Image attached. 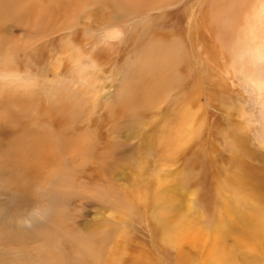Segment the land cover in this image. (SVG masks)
I'll list each match as a JSON object with an SVG mask.
<instances>
[{"label": "rangeland", "instance_id": "374dc122", "mask_svg": "<svg viewBox=\"0 0 264 264\" xmlns=\"http://www.w3.org/2000/svg\"><path fill=\"white\" fill-rule=\"evenodd\" d=\"M126 1L134 13L106 27L95 1L0 0V203L10 199L14 216L30 191L15 179L34 165L55 168L47 160L58 129L68 196L54 240L28 242L17 227L0 225V264H77L78 234L103 240L98 264L116 247L115 264H264L258 237L214 233L218 208L264 196V52L254 38L241 49L218 33L246 25L240 1ZM248 17L264 45V22ZM61 22L73 30L63 32ZM170 38L184 45L177 65L156 48ZM73 98L81 115L65 130L58 125ZM184 105L185 114L176 113ZM85 131L93 156L71 159ZM219 185L228 189L220 198ZM93 187L102 202L91 199Z\"/></svg>", "mask_w": 264, "mask_h": 264}, {"label": "bare ground", "instance_id": "6f19581e", "mask_svg": "<svg viewBox=\"0 0 264 264\" xmlns=\"http://www.w3.org/2000/svg\"><path fill=\"white\" fill-rule=\"evenodd\" d=\"M82 1H83V3L81 5H84V4H87L88 2H93V1L97 2L100 5V7L102 9V11H101L102 16H103L100 19V21L102 22L103 26L106 25V27H109L110 24L113 23V21L120 20L123 16H129L132 13H134L131 10V7L127 6L128 2L126 0H115L116 2L115 1L113 2V0H82ZM159 1H160V3L153 5V7L154 6L160 7L162 0H159ZM227 1L229 2V4H233L234 2H236L238 0H233V2L231 0H227ZM239 1H240L239 3L236 2V8L243 7V10L241 12V16H244V18H241L240 22H242V19H246L245 20L246 25L244 24V26H242L240 31H239V29H240L241 25L237 26L236 28H232L231 26L223 27L221 25V26H219L220 32H218V33L220 35L225 34L231 38L233 37L235 40V44L233 47L234 48L240 47L241 49H243L242 47L245 45H248V47H250V45L252 44L253 38H254L255 40H257V44H258L257 48H255V50L257 52L260 50L262 52H264V45L259 40L260 37L256 35V31L252 30L253 25H251V23H250L251 19H250V17H248V16H255V17L257 16L256 17L257 19H254V23L257 21L256 24H260V25L263 24L264 17H262V16H264V0H239ZM216 6L217 5H213V7H214L213 9H215ZM151 7H152V5H151ZM222 7H223V5L219 4L217 8L222 9ZM87 8H90V7L87 5ZM147 10H148V8H143L139 11L144 12ZM104 11H107V13L105 14ZM216 12L217 11H215V10H214L213 14H211L209 12V14H210L209 16H218V14ZM39 15H40V13H39ZM43 16H44V13H43ZM53 16H64V15L62 14L61 10L60 11L56 10L54 12ZM74 16H77V15H74ZM57 20L59 21V20H61V18L58 17ZM65 20H66V18H65ZM223 20H226V19H223ZM75 24L77 25L78 23H75ZM212 24H214L213 27L215 28V25L218 23H216L214 20V21H212ZM61 25L63 26V28L60 30H63V32H64V30H69L71 28V27L69 28L68 23L61 22ZM77 26H79V25H77ZM72 28H74V27H72ZM44 29H46V28H44ZM112 29H113L112 30L113 38L119 39L121 37V34L119 32L118 27H114ZM225 30H226V32H225ZM222 31H224V32L222 33ZM37 35H39V33ZM30 36H33V34H31ZM40 37H42V35ZM152 37L156 38L157 36L154 35ZM179 40H180V38H176V39L170 38L169 44L168 43H161L160 45L156 46L157 50L161 51L162 54L168 53L171 65H177L179 63V60H180V58L178 56H180V57L183 56L182 52L184 51V45ZM151 46H154V44H151ZM70 48H68V50ZM244 48L246 49L247 47H244ZM74 51H77V50H74ZM235 52H237V51H235ZM249 52H248V54L250 55ZM156 60H157V58H156ZM89 63H91L90 60H89ZM79 64L80 63L77 64L78 68H79ZM81 66H82V64H81ZM172 70H173V68H172ZM2 72H4V71H2ZM10 73H8V74H10ZM173 73H175L174 70H173ZM8 74L6 75V77L9 76ZM64 86H66V85H64ZM35 92H36V90H35ZM51 97H52V95H51ZM79 100L80 99L73 98L70 101V104H67L63 108V110H66L65 111L66 114L61 118V122L59 123L58 127H60V128L62 127V129L66 130V129H68L69 125L72 122L76 123V121H77L76 118L81 115V114H79L80 113L79 108L77 106H75ZM28 107H29V105L23 106L22 107V113L26 114V112H28ZM186 110H187V106L184 105L181 109L177 110L176 113L185 114ZM45 123L51 125L49 123V121H46ZM49 125H47L46 128L51 130L52 125L51 126H49ZM73 126H74V124H73ZM185 131L186 132L191 131V124H189L187 126ZM52 133H54V135L51 138L49 158L47 160V163L52 164L53 166H55V168L48 173H44L43 166L41 164H40V167H38L37 165L36 166L34 165L33 169L30 172H27L23 176L15 179L18 183L21 182L20 180H22V178L25 181H27L29 183L28 189L30 191L29 192L28 191L22 192L21 199L24 200V206L14 216H12V214L9 211V207H8L10 199L3 198L4 201H2L0 203L1 204L0 225H10L13 227H17L24 234V236L29 238V239H27V238L23 237L24 239H26L28 242H33L36 244H39L42 241V238L52 237L51 239L54 240L59 235L60 228L62 226V214H63L64 208H65V205L67 203V197H68L66 191L64 190V188L62 186L63 185L62 184V181H63L62 176L65 173L64 169L61 166L63 162L61 160H58L57 155H56V144L59 142L60 131L58 129L57 131H52ZM82 133H84V135H81ZM89 134L90 133L88 131L77 133L76 141H78V142H74V144H72L69 148V151L71 152L70 153L71 159H73V158H88L89 156H93L90 153H92V148H94V146L92 144L91 139L89 138ZM182 135H183V133H181V136ZM176 136H177V134H176ZM83 139H85V140L79 141V140H83ZM104 153L108 154L109 150H106L105 152L104 151L101 152L102 159H103ZM102 159L99 157V158H95L94 161H98V160L102 161ZM67 165H68L67 167L70 168V164H67ZM7 178L9 179L8 183H10V181L14 180V178H12V177H7ZM95 185H98V184H95ZM86 190H85V192H86ZM83 191L84 190H82V192ZM216 191H217V195L220 198L221 194H223V192H227L228 189L223 190V187L221 185H219ZM101 194H103V192L101 193V191H99L97 188L93 187L91 199L93 201H101L102 202L103 197ZM81 196H82V194H81ZM95 198L97 200H94ZM249 198H250V200L241 201V203L237 202L236 206H232V205L225 203L224 206L218 208L219 211H218V214L216 217V226L214 229V233H216V235H217L216 237H218V238L222 237L223 235H225L231 231L233 233H236V235L238 237L244 236L247 238H252V236H255V237H258L262 241L261 247H264V205L259 204L261 201L259 203H251L250 202L251 200H258V199L263 200L264 196H261L257 193H253ZM244 207L248 208L247 212L244 210ZM239 208H240V210H239ZM37 211L39 212L38 217L35 215V213ZM12 217H14L13 220H12ZM103 245H104L103 240L98 238V237L95 238L92 235L78 234L75 237L74 245H73L74 260L77 262V264H82V262H84V261L90 262L92 264H98L100 261V255L98 253V248H102ZM119 257H120L119 247H116L111 252V258H110L108 264H115V262L119 261ZM251 263H252V261H251Z\"/></svg>", "mask_w": 264, "mask_h": 264}, {"label": "clouds", "instance_id": "9594fccd", "mask_svg": "<svg viewBox=\"0 0 264 264\" xmlns=\"http://www.w3.org/2000/svg\"><path fill=\"white\" fill-rule=\"evenodd\" d=\"M35 215L38 217V216H39V212L37 211V212L35 213Z\"/></svg>", "mask_w": 264, "mask_h": 264}]
</instances>
